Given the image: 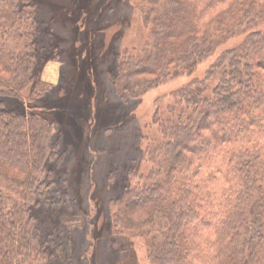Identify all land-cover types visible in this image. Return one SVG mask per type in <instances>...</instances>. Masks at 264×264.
Instances as JSON below:
<instances>
[{
  "label": "trees",
  "instance_id": "trees-1",
  "mask_svg": "<svg viewBox=\"0 0 264 264\" xmlns=\"http://www.w3.org/2000/svg\"><path fill=\"white\" fill-rule=\"evenodd\" d=\"M109 1L112 16L121 17L101 25L120 26L105 59L107 78L124 102L192 76L215 57L201 78L169 93L164 111L155 107L158 137L144 138L149 168L108 199V225L142 238L148 264H264V0ZM92 3L78 0L76 22L85 35L70 46L79 53L84 45V56L101 62L102 10ZM38 6L0 0V264L63 254L43 238L33 212L51 204L49 163L62 157L53 122L36 104L52 87L40 77L44 63L60 56ZM141 27L147 36L136 46ZM86 81L78 89L91 100L93 83Z\"/></svg>",
  "mask_w": 264,
  "mask_h": 264
},
{
  "label": "rangeland",
  "instance_id": "rangeland-1",
  "mask_svg": "<svg viewBox=\"0 0 264 264\" xmlns=\"http://www.w3.org/2000/svg\"><path fill=\"white\" fill-rule=\"evenodd\" d=\"M36 1L40 3L39 17L52 25L60 49L59 57L48 58L44 63L40 77L52 87L36 104L53 122L62 157L49 163L56 183L51 190V204L34 207L33 212L43 238L54 246L60 245L63 251L62 256L56 253L52 259L36 264H69L70 255H74L70 264H148L142 238L111 230L108 199L116 197L127 183L135 182L133 175L148 170L144 138L158 137L151 124L155 107L164 111L169 93L192 76L201 78L215 56L198 65L194 75L166 81L142 97L124 102L113 91L107 78L110 67L105 62L120 26L101 29L110 17L118 20L120 11L112 16L109 0L92 3L95 10H102L97 15V37L101 42L96 47L101 53L98 58L104 60L99 62L96 55L84 56V45L79 53L74 52V45L70 46L71 40L83 32L76 22L78 0ZM40 35L44 40L45 35ZM146 36V28L141 27L135 45L143 44ZM91 47L90 51L94 50ZM87 77L94 87L91 100L88 92L78 89ZM78 102L89 106V111L79 108Z\"/></svg>",
  "mask_w": 264,
  "mask_h": 264
}]
</instances>
